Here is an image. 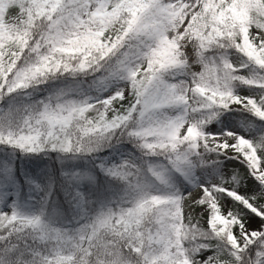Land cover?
<instances>
[{"label":"snow or ice","instance_id":"obj_1","mask_svg":"<svg viewBox=\"0 0 264 264\" xmlns=\"http://www.w3.org/2000/svg\"><path fill=\"white\" fill-rule=\"evenodd\" d=\"M0 264H264V0H0Z\"/></svg>","mask_w":264,"mask_h":264}]
</instances>
